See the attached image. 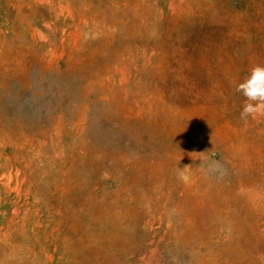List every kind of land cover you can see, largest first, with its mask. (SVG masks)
Wrapping results in <instances>:
<instances>
[{"label": "rangeland", "instance_id": "rangeland-1", "mask_svg": "<svg viewBox=\"0 0 264 264\" xmlns=\"http://www.w3.org/2000/svg\"><path fill=\"white\" fill-rule=\"evenodd\" d=\"M257 65L264 0H0V264H264Z\"/></svg>", "mask_w": 264, "mask_h": 264}, {"label": "clouds", "instance_id": "clouds-1", "mask_svg": "<svg viewBox=\"0 0 264 264\" xmlns=\"http://www.w3.org/2000/svg\"><path fill=\"white\" fill-rule=\"evenodd\" d=\"M237 91L245 97L240 114L242 120L264 116V66L253 67L250 76L238 85ZM183 178L187 180V177Z\"/></svg>", "mask_w": 264, "mask_h": 264}]
</instances>
